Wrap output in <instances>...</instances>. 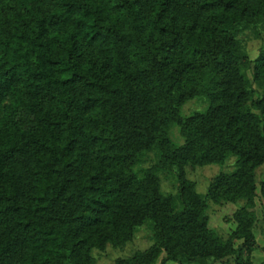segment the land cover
Wrapping results in <instances>:
<instances>
[{"label": "trees", "instance_id": "obj_1", "mask_svg": "<svg viewBox=\"0 0 264 264\" xmlns=\"http://www.w3.org/2000/svg\"><path fill=\"white\" fill-rule=\"evenodd\" d=\"M250 11L264 16V0H0V264H87L91 246L122 244L144 220L153 243L134 264L161 250L178 264L231 254L239 264L255 243L246 206L264 163V90L251 98L241 72L250 61L229 33ZM251 62L264 84V46ZM197 95L206 108L180 115L178 103ZM150 149L175 169L177 210L155 174L132 171ZM226 153L234 168L207 194L244 204L222 240L182 166Z\"/></svg>", "mask_w": 264, "mask_h": 264}, {"label": "rangeland", "instance_id": "obj_2", "mask_svg": "<svg viewBox=\"0 0 264 264\" xmlns=\"http://www.w3.org/2000/svg\"><path fill=\"white\" fill-rule=\"evenodd\" d=\"M244 1V0H243ZM249 2L254 0H247ZM203 20V16H199ZM230 35L237 43L238 52L250 62L243 67L241 72L246 81L247 88L251 91V98L261 95L264 90L263 82L255 78L252 73V59L256 56L260 47L264 46V16L257 13L248 12L246 18L229 30ZM207 106L205 97L197 95L186 98L178 103V113L182 116L193 112L203 111ZM170 140L178 145L182 142L178 126L172 124L168 129ZM235 156L226 153L221 162L208 164H198L186 162L182 169L184 177L191 182L195 192L205 203L206 224L209 229L214 231L222 240L232 232L235 227L233 219L234 210L244 204V200L236 201L218 198L213 200L207 194V187L213 176L220 171H231L234 168ZM10 170L13 175H21L25 160L17 157L11 160ZM132 171L137 176H142L145 172L155 174L158 180V192L163 198H169L168 205L172 211L181 207L178 197V181L175 169L160 166L158 153L155 149L142 152L137 160L132 164ZM264 171V163L258 165L254 170L255 189L251 198V203L246 209L253 213L252 231L254 234V246L250 252H242L239 257V264H264V197L259 190V181ZM153 224L150 220H144L137 226L132 236L122 244L105 243L103 246H91L88 251L87 264H134V257L145 252L153 243ZM239 241H234L237 247ZM234 255L231 254L223 259L222 264H234ZM200 259H190L184 264H203ZM7 264H16V255H11ZM61 264H69L63 261ZM149 264H178L177 262L166 259L165 251L161 250L158 256ZM215 264H219L216 262Z\"/></svg>", "mask_w": 264, "mask_h": 264}]
</instances>
